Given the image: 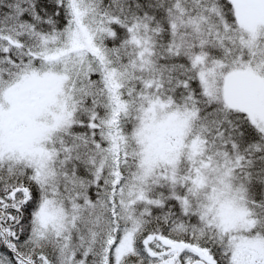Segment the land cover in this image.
<instances>
[{
    "label": "snow or ice",
    "instance_id": "1",
    "mask_svg": "<svg viewBox=\"0 0 264 264\" xmlns=\"http://www.w3.org/2000/svg\"><path fill=\"white\" fill-rule=\"evenodd\" d=\"M0 264H264V0H0Z\"/></svg>",
    "mask_w": 264,
    "mask_h": 264
}]
</instances>
